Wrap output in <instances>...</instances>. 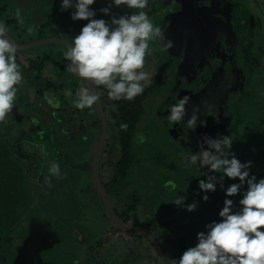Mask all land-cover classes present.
<instances>
[{"label":"flooded vegetation","instance_id":"obj_1","mask_svg":"<svg viewBox=\"0 0 264 264\" xmlns=\"http://www.w3.org/2000/svg\"><path fill=\"white\" fill-rule=\"evenodd\" d=\"M202 1L206 9L212 5H216L223 8L225 12H228L229 16L231 14L228 19V26L234 28L235 32H231L228 35V45H225V49H222V54L218 57H213L215 60L210 62V66H204L197 78L191 81V83H181L176 89H174L173 71L178 65L179 60L170 59L165 52L160 50L159 40H156L158 49L170 64L168 71L171 75L169 91L158 104L163 114L155 115V117L167 125V128L173 132V136L168 137L170 138L169 140H178L181 144L178 150L179 154L183 158L188 159L193 153L187 148V139L175 131V122L169 121L170 108L172 105L178 103L180 91H195L202 87L203 79H208L213 71L218 69L225 71L231 65L234 66L236 69L234 76L237 80H235V85L236 88L239 87V92L233 109L234 138L232 139L233 145L231 151L235 153L241 162L252 161L253 167L251 173L258 178H264V0ZM12 6L16 10H19L18 7L20 6L13 4ZM4 7H0V13L4 12ZM181 8L180 4L175 2L170 3L169 0H164V2L163 0H149L148 7L144 11L146 10L148 14H151L150 16H152L155 25L160 27L168 14L176 13ZM73 10L75 11L74 8ZM137 11L138 9L134 12ZM7 14L10 16L8 21L17 29L18 25L15 26L16 24L13 23L12 19L13 12L9 10ZM222 23L223 16L218 19L220 27ZM62 34V32L57 35L53 33L50 37L37 34L36 37L19 43L9 37L18 46L49 38H57L71 43ZM218 36L219 42L225 39V36L222 37V34ZM18 52L20 51L16 53L17 63L20 65L24 77L23 83L30 86L29 89L32 90L33 97L30 98L28 96V98L29 100L34 98V103H29V106L28 104L26 105L24 103L25 98L22 99L18 93L14 109L9 113L7 122L0 124V148L4 150L2 151L6 154L10 163L16 167L15 170L19 175L22 188V205L16 211L14 217H12L11 224L7 227L4 237L0 240V264H56L53 249L56 245L62 244L63 238L60 231L53 226L52 221L28 213L27 211L34 203H37L39 206L51 203L54 200V192L59 190L60 187L59 181L55 179L56 177L51 178L53 185L51 188L45 184V177L49 176L48 169L52 164L47 163L48 160L42 157L41 153L38 154V151L35 152V150H40L45 155L51 154V160L59 161L60 171L64 168L72 176V179L78 174V171L87 173L91 183L88 187L92 186L94 188L97 199L102 204L108 221L103 236L104 239L97 242L96 245L81 246L84 249V259L81 263H78L77 260L75 262L71 260V264H106L98 256V253L103 246H112V242L109 241L111 239L115 241L120 240L131 248L134 247L135 250L138 245L140 246V240L144 237L126 234L118 230L112 222L110 213L126 229H141L148 232L169 258H179L187 248L194 247L198 243L197 237H189V239L179 238L178 243L174 246L165 247L163 242L152 231L142 227L139 221L137 222V218L139 217L137 214L138 203L124 205L117 197H115V200L114 196L110 199L109 188L111 189L117 184L121 185L127 180L129 175L127 178L121 180L122 182L113 181L118 164L122 158L119 149L117 151L120 156L116 159L110 155L114 160L111 179L103 181V177L99 173L102 159L101 152L105 148L104 152L108 153V149L111 147L110 141H108L109 129L110 125H112V111H109L111 100L102 95L106 89L101 88V86L95 87L90 85L88 81L82 80L73 74L69 77L67 76L68 79L63 82L57 81L52 76L55 70V60L52 61V65L48 66L49 60L45 54H25L22 56L18 55ZM55 72L57 73L58 71L55 70ZM68 83H71L72 86ZM64 84L67 87L70 85L72 89V95L69 96L70 99L63 93V90L67 91V87ZM76 85L78 88H76ZM82 85L100 93L98 104L101 113L99 112L98 104L94 105V119L81 118L79 114L83 110L81 111L73 106L76 93ZM46 97H51V105L47 104ZM57 101L59 102V107L55 106ZM47 112L51 113L49 119L47 118ZM85 120L86 122L84 123ZM103 121L106 126V134L100 143ZM21 126L23 127L20 130L17 129V127ZM95 128H98L99 132L97 134H95ZM243 131L246 132L245 135H242ZM31 147L38 149H31ZM96 152L97 157L95 158ZM0 155L3 154L0 153ZM82 157L86 160L82 161L80 169V162H77V160H84ZM196 172L197 170L194 165V174ZM61 175L63 176L64 173L62 172ZM201 176L203 177H199V179H207L205 174ZM226 180L224 181L225 188L232 183H239V180L237 182L228 178ZM99 189L106 198L110 213L104 206ZM244 190H246V187L241 189L240 195L230 197V199L234 200L235 207H241L239 200L242 198ZM214 202L215 204L218 203L221 207L224 205V201L215 200ZM218 210L216 208L211 214L217 213ZM179 211H185V209L179 207ZM204 218L206 220V217ZM28 237L30 238L28 244L21 249L23 244L27 242ZM148 242L156 251L153 244L150 241ZM123 246L125 245L119 244L115 246L117 255L121 254L125 248Z\"/></svg>","mask_w":264,"mask_h":264},{"label":"rangeland","instance_id":"obj_2","mask_svg":"<svg viewBox=\"0 0 264 264\" xmlns=\"http://www.w3.org/2000/svg\"><path fill=\"white\" fill-rule=\"evenodd\" d=\"M110 3L111 0H96V3L91 6L96 12L95 18L110 22L111 16L104 15L100 11V9L108 7ZM12 4L21 7L18 8L24 19L23 25L18 22L14 14L17 10L13 8ZM0 7L5 8L4 12L0 13V22L7 26L9 36L18 43L26 42L36 37L37 34L50 37L51 34L55 33L57 35L60 32L63 33L62 36L72 42V37L78 35L81 28L88 22L83 20L73 21L71 13L74 10L61 11V0H0ZM9 10L13 12L12 19L13 23L16 24L15 26L18 25L17 29L8 21L10 16L7 12ZM134 11L136 9H128L124 6L115 7L114 5L111 9L112 15L116 16L131 14ZM148 15L154 23L151 14ZM29 26L35 27V32L31 35L27 31ZM150 48L153 49V52L146 57L144 71L151 74L152 81L145 88L146 98L143 101V113L133 135L130 148L132 164L130 171H128L129 177L121 185L117 184L111 189L109 188V197L112 199L114 196V200L117 197L124 205L138 203L137 214L139 217L137 222L139 221L142 227L152 231L165 247H169L178 243L179 238L197 237V233L207 231V224L213 221L219 222L221 220L219 212L224 205L221 207L218 203L215 204L214 201H224L226 195L225 191L217 184L216 195L209 192L207 193L209 200L207 202L203 201L202 197L205 193L200 191L198 186L199 177L202 178L203 176L197 172L194 174V165L190 166L188 159L183 158L178 152L181 146L180 142L178 140L170 141L168 137L173 136V132L155 117V115L163 114L158 104L169 91L171 74L168 71L170 64L158 49L157 41L150 42ZM66 50L67 47L64 45L51 43L20 51L18 55L45 54L49 60L47 65H52V61L55 60V70L59 72L56 73L54 70L52 76L57 81L63 82L68 79L67 76L71 75L66 71V64L69 63L63 56ZM68 84L72 86L71 83ZM64 85L66 86V84ZM70 85L69 87L66 86L67 91L72 90ZM18 87L19 94H17L22 99L25 98L24 103L28 106L29 103L33 104L34 98L31 100L28 98V96L33 97L32 90L29 89L30 86L22 82ZM82 87L84 86L82 85ZM76 88H78L77 85ZM63 93L66 92L63 90ZM50 99L51 97L47 98L48 105L52 103ZM114 102L110 101L109 111L115 110ZM47 113L49 119L51 113ZM80 113L79 115L83 119H94L93 108H85ZM22 127H17V129L20 130ZM98 132V128H95V134ZM245 134L246 132L243 131L242 135ZM108 136L111 147L108 149L109 154L106 151L104 152L105 148L101 152L102 159L99 169L103 181H107L112 177L114 160L110 155L114 156L115 159L120 156L117 151L119 149L117 130L112 125H110ZM141 137H143V140H141ZM31 149L38 148L31 147ZM36 151L48 160L47 163H59V161L51 160V154L45 155L40 150ZM85 160H77V162H80V169L82 161ZM61 171L64 175H61V178H55L59 181L60 187L53 194L54 200L44 206L34 203L27 211L52 221L53 226L60 231L63 238L62 244L56 245L53 249L56 264H71V260L74 262L77 260L78 263H81L84 259V249L82 247L96 245L97 242L103 240L108 221L94 188L92 186L88 187V185H91L89 175L78 171L79 175L76 174L72 179L67 170L62 168ZM205 177L207 176L205 175ZM168 181L175 183V189L167 183ZM224 181H227L226 178ZM235 181L237 182V180ZM119 182L122 181L119 180ZM179 196H186L187 204L195 202L197 204L196 210L189 212L184 206L175 205L174 201ZM179 207L185 209L186 212L179 211ZM216 208L219 209L218 212L211 214ZM239 208L234 207L233 210L237 211ZM204 217H206V220H204ZM77 240L78 243L80 241V245ZM109 241L112 242V246L105 245L98 253V256L106 264H168L157 254L145 238H141L140 246L138 245L136 250L120 240L111 239ZM119 244L125 245L123 246L125 248L121 254L117 255L115 246Z\"/></svg>","mask_w":264,"mask_h":264},{"label":"clouds","instance_id":"obj_3","mask_svg":"<svg viewBox=\"0 0 264 264\" xmlns=\"http://www.w3.org/2000/svg\"><path fill=\"white\" fill-rule=\"evenodd\" d=\"M96 0H61V11L75 9L71 13L73 21H88L78 35L72 37L63 53L66 71L78 78L88 81L95 87L103 86L108 98L112 101H133L142 95L151 83L152 77L144 71L146 57L153 49L150 42L165 41V33L161 27L154 25L144 9L149 0H111L108 7L100 9L111 20L97 19L92 9ZM138 9V12L124 15H112L113 7ZM18 22L23 25L24 19L19 10L15 13ZM31 35L34 26L27 29ZM9 29L0 22V124L7 122V117L14 109L24 77L17 63L18 46L9 37ZM173 47L169 40L163 43L162 50ZM71 96V90L66 91ZM47 98V97H46ZM100 100V93L90 87H81L76 93L73 106L79 110L92 109ZM190 97L185 95L170 108L168 119L179 123L187 116L186 105ZM51 102V101H50ZM59 107V102L55 104ZM199 117L195 113L187 120L186 127L195 130ZM121 129L127 130V124H121ZM143 140V137H141ZM207 144V150L204 148ZM233 140L231 136L218 135L217 138L205 137L200 145V151L188 158L189 165L199 164L207 168V179H200L198 186L205 193L204 202L209 200L207 193H215L217 184L225 191L224 207L220 210L219 222L213 221L206 225L207 231L197 233L198 243L187 248L179 258H170L168 264H264V178H258L251 173L252 161L241 162L231 151ZM214 150V151H213ZM45 177V184L51 188L52 177L61 178L60 166L53 163ZM225 178L239 183L224 187ZM175 189L173 181L167 182ZM241 206L234 211L235 202L230 197L241 194ZM186 196H179L174 204L184 206L193 212L197 204L186 203Z\"/></svg>","mask_w":264,"mask_h":264},{"label":"water","instance_id":"obj_4","mask_svg":"<svg viewBox=\"0 0 264 264\" xmlns=\"http://www.w3.org/2000/svg\"><path fill=\"white\" fill-rule=\"evenodd\" d=\"M169 1L170 3L180 4L182 8L176 13L168 14L160 25L166 38L163 43L170 40L173 43V47L168 50H162L163 43L159 40V48L170 59L179 60L173 71L174 89H176L181 83H191L197 78L204 66H210V62L215 60L213 59L214 56L218 57L223 53L221 52L223 51L222 49H225V45H228V35L231 32H235V29L228 26V19L231 14L229 16L228 12H225L221 7L212 5L206 9L202 0ZM221 16H223V23L220 27L218 19ZM219 34H222V37L225 36L222 42H219ZM51 43L65 46L70 44L61 39L49 38L17 46L18 51H24ZM234 71L236 69L232 65L225 71L215 70L208 79H203V85L199 89L190 92H179V99L187 95L190 97V101L186 105L187 116L181 122L175 123L174 129L179 135L187 139V148L193 154L200 151V145L205 137L217 138L218 135H225L231 136V139L234 138L233 109L239 92V87L236 88L235 85L236 77L234 76ZM98 109L101 113L99 104ZM194 113L198 115L199 119L196 129L193 131L186 127V122ZM102 126L103 131L100 143L106 134L104 121ZM203 146L207 150V144ZM2 150L0 148V153L3 154L0 155V240L4 237L7 227L11 224L12 217L22 205V188L19 175L15 170L16 167L10 163L3 152L4 150ZM96 157L97 152L95 153ZM195 168L201 175L208 173V169L200 168L198 163ZM96 183L98 185L97 181ZM99 193L105 208L110 213L106 198L100 189ZM110 216L118 230L130 235L143 236L153 244L160 257L168 262L167 259L170 258L164 254L148 232L141 229H126L117 222L112 213H110ZM29 240L30 238L28 237L27 242L23 244L21 249L28 244Z\"/></svg>","mask_w":264,"mask_h":264},{"label":"trees","instance_id":"obj_5","mask_svg":"<svg viewBox=\"0 0 264 264\" xmlns=\"http://www.w3.org/2000/svg\"><path fill=\"white\" fill-rule=\"evenodd\" d=\"M101 88H104L101 86ZM103 97L108 98L107 90H104ZM146 98V93L137 96L133 101L120 100L115 101L113 105L115 110L111 113L112 126L117 130L119 152L122 154L120 163L118 164L114 182L123 180L128 177V171L131 168L132 155L131 144L137 123L140 121V116L143 113V101ZM121 124H127V130L121 129Z\"/></svg>","mask_w":264,"mask_h":264}]
</instances>
